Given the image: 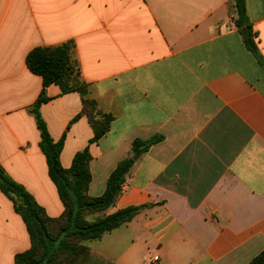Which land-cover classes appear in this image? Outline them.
I'll return each mask as SVG.
<instances>
[{
    "label": "crops",
    "instance_id": "crops-1",
    "mask_svg": "<svg viewBox=\"0 0 264 264\" xmlns=\"http://www.w3.org/2000/svg\"><path fill=\"white\" fill-rule=\"evenodd\" d=\"M246 10L264 60V0ZM235 19L233 0H0V166L50 218L63 215L31 113L43 83L26 58L72 42L110 130L91 144L87 117L75 120L82 97L55 85L40 114L55 142L65 137L64 169L89 148L88 195L104 194L135 140L163 137L106 215L144 209L83 244L115 264H249L264 251V67ZM30 248L0 191V264Z\"/></svg>",
    "mask_w": 264,
    "mask_h": 264
},
{
    "label": "trees",
    "instance_id": "trees-1",
    "mask_svg": "<svg viewBox=\"0 0 264 264\" xmlns=\"http://www.w3.org/2000/svg\"><path fill=\"white\" fill-rule=\"evenodd\" d=\"M233 1L235 26L243 35L247 50L264 67L258 47V34L253 31L247 16L246 0ZM74 48L72 42L57 47H37L26 58L29 71L39 76L43 83L31 113L40 132V148L46 158L49 177L57 189L64 213L59 218H50L34 197L13 181L0 166V191L13 203L31 240V248L18 254L15 264H115L83 243L99 240L106 233L130 223L144 209V206H132L106 215L123 191L127 176L136 163L134 156L144 155L153 145L163 140L162 136L148 141L135 140L133 156L118 164L108 179L104 194L96 198L88 195L92 179L89 148L77 153L71 168L64 169L60 156L65 137L55 142L40 114L41 106L51 101L46 95V89L55 85L61 89L62 94L78 93L82 97V110L75 120L81 116L87 117L94 131L91 144L99 142L109 132L114 117L103 112L97 100L91 98V86L82 79L80 65L72 58ZM249 264H264V251Z\"/></svg>",
    "mask_w": 264,
    "mask_h": 264
},
{
    "label": "water",
    "instance_id": "water-1",
    "mask_svg": "<svg viewBox=\"0 0 264 264\" xmlns=\"http://www.w3.org/2000/svg\"><path fill=\"white\" fill-rule=\"evenodd\" d=\"M138 158H139V156H138V155L134 156V160H137Z\"/></svg>",
    "mask_w": 264,
    "mask_h": 264
},
{
    "label": "built area",
    "instance_id": "built-area-1",
    "mask_svg": "<svg viewBox=\"0 0 264 264\" xmlns=\"http://www.w3.org/2000/svg\"><path fill=\"white\" fill-rule=\"evenodd\" d=\"M157 261H158V258H155V259H154V262H157Z\"/></svg>",
    "mask_w": 264,
    "mask_h": 264
}]
</instances>
